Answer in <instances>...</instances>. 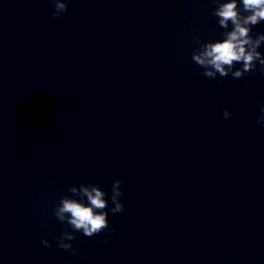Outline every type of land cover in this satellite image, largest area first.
Wrapping results in <instances>:
<instances>
[{"label":"clouds","instance_id":"9594fccd","mask_svg":"<svg viewBox=\"0 0 264 264\" xmlns=\"http://www.w3.org/2000/svg\"><path fill=\"white\" fill-rule=\"evenodd\" d=\"M53 3L54 18L67 11L68 0H53ZM214 3L218 6L212 10V15L218 18V25L225 29L224 38L202 44L197 39L195 42L199 44V48L192 53V60L204 69L202 74L207 78H216L217 74L221 77L231 74L240 79L256 69L257 62L260 71L264 73V54L258 51L264 43V33L252 35V27L264 21V0H239L242 7H238V0H214ZM229 24L232 26L230 30ZM236 64H242V67L237 69ZM260 112L262 114L256 123L264 126V103L260 105ZM231 115L227 108L223 110L225 119ZM121 183L116 180L112 185L111 202L114 207L110 211L113 214L124 211L120 200ZM70 192L79 196L80 200L61 197L54 215L60 222H66L73 231H64L56 238V245L75 255L76 249L70 243L75 239L74 232L92 237L109 229L108 212L104 211L108 207V201L105 199L106 193L98 185L81 184L79 188L71 187ZM41 243L45 247L52 246L47 239H42Z\"/></svg>","mask_w":264,"mask_h":264}]
</instances>
